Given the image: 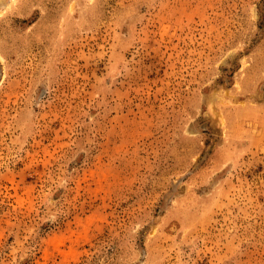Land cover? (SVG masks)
I'll list each match as a JSON object with an SVG mask.
<instances>
[{"label":"rangeland","instance_id":"1","mask_svg":"<svg viewBox=\"0 0 264 264\" xmlns=\"http://www.w3.org/2000/svg\"><path fill=\"white\" fill-rule=\"evenodd\" d=\"M0 264H264V0H0Z\"/></svg>","mask_w":264,"mask_h":264}]
</instances>
